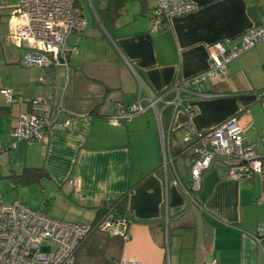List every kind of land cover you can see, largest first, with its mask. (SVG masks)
Instances as JSON below:
<instances>
[{
	"label": "crops",
	"instance_id": "crops-1",
	"mask_svg": "<svg viewBox=\"0 0 264 264\" xmlns=\"http://www.w3.org/2000/svg\"><path fill=\"white\" fill-rule=\"evenodd\" d=\"M19 1L0 0V80L7 77L9 87L24 99L54 95L66 113L58 121L68 114L72 121L68 128L51 130L46 142H14L11 134L18 116L31 108L8 105L0 93L1 138L9 141L0 148L15 144L13 149H21L26 158L23 165L18 159L22 170L10 173L42 169L47 177L35 184L45 180L69 195L76 207L66 206V211L90 224L96 207L129 193L122 262L264 264V239L261 243L258 237L264 206L256 202L264 196V178L230 180L229 162L218 160L193 193L190 152L175 155L188 147L178 138L185 135L186 124L204 132L238 116L245 143L254 144L264 157V43L232 60L223 81L203 87L212 97L184 96L191 116L178 111L173 120L164 119L166 161L150 111L126 122L111 120L117 103L130 107L145 98L147 89L171 99L176 78L208 70L213 45L233 47L264 15V0H186L195 10L166 20L156 31L150 21L155 0H126L109 28L97 16L106 0H84L83 28L66 40L77 53L68 56V69L45 71L21 66L26 46L10 35V17ZM42 76L49 79L46 85L39 83ZM73 179L79 182L76 192L69 184ZM51 201L31 209L41 207L49 215Z\"/></svg>",
	"mask_w": 264,
	"mask_h": 264
},
{
	"label": "built area",
	"instance_id": "built-area-1",
	"mask_svg": "<svg viewBox=\"0 0 264 264\" xmlns=\"http://www.w3.org/2000/svg\"><path fill=\"white\" fill-rule=\"evenodd\" d=\"M155 3L150 17L152 30L155 31L166 20L195 10V6L186 0H155ZM10 23L11 37L26 46L20 61L22 67L43 71L59 67L68 69V56L76 54L77 49L66 46L67 37L80 33L83 28L82 11L73 0H20L10 17ZM260 43H264V17L254 28L241 35L233 47L221 43L213 45L215 55L211 58L210 68L188 79L176 78L169 91L171 99L165 95L156 96L147 89L145 98L139 97L130 107L117 103L111 120L126 122L150 111L156 120L166 161V110L171 109V120L178 111L191 116V108L184 104V96L193 94L199 99L212 97L203 87L223 81L227 65ZM48 82L46 76L39 79L40 84L46 85ZM0 93L8 105L19 103L31 108L18 116L11 134L16 140L46 142L51 130L68 128L71 124L72 115L69 114L62 123L58 121L66 113L62 103L55 101L54 95L49 94L42 99H24L11 89H2ZM184 130V141L191 156L190 192L199 190L202 176L218 160L229 162L230 169L226 177L230 180L264 178V160L248 161L260 156L254 144L245 143L238 116L208 131H196L189 124L184 126ZM14 147L15 144L1 148L0 155ZM69 184L75 192L79 190L77 180H69ZM256 202L264 206V196ZM99 228L110 237H119L124 241L128 238V221L125 218H108ZM90 231V224L55 220L45 212L31 209L17 200L10 203L0 200V264H75V252ZM259 236L261 242L264 239V224L258 229ZM122 263L141 264L138 261Z\"/></svg>",
	"mask_w": 264,
	"mask_h": 264
},
{
	"label": "trees",
	"instance_id": "trees-1",
	"mask_svg": "<svg viewBox=\"0 0 264 264\" xmlns=\"http://www.w3.org/2000/svg\"><path fill=\"white\" fill-rule=\"evenodd\" d=\"M73 1L75 6L81 9L84 0ZM126 2V0H106L105 8L97 11L100 23L105 28L113 27ZM262 17L264 15H261V18L259 17L258 23ZM261 95L264 96V91L261 92ZM170 116L171 109H167L165 112V120L170 118ZM186 149L187 147L177 150L175 155H181ZM43 176L47 177L40 168H26L20 175L11 174L8 178L15 185L14 188H17L19 185L38 183ZM128 194L118 198L111 204L103 203L95 208V217L90 224L91 231L83 239L75 252V264H87V260L92 261L93 264H123L120 259V252L125 241L119 237H110L100 230L99 225L108 218L112 220L125 218L128 221ZM39 210L45 212L41 207H39Z\"/></svg>",
	"mask_w": 264,
	"mask_h": 264
},
{
	"label": "rangeland",
	"instance_id": "rangeland-1",
	"mask_svg": "<svg viewBox=\"0 0 264 264\" xmlns=\"http://www.w3.org/2000/svg\"><path fill=\"white\" fill-rule=\"evenodd\" d=\"M25 68V67H23ZM26 69V68H25ZM21 75H19L20 77ZM13 78L16 79V74L13 75ZM0 82L2 83L1 89H11L9 87V79L7 77H3ZM12 90V89H11ZM13 91V90H12ZM4 99V98H3ZM3 99L0 97V104L4 105ZM26 99V98H25ZM2 132H0V146L3 144H8L9 141H5L4 137H2ZM184 134L178 135V138H180V144L181 146H185L184 141ZM14 142L24 141L25 140H16L14 137H11ZM1 149V148H0ZM19 155V156H18ZM0 158V200L6 203H10L14 200H17L19 202H22L26 204L30 208H36L38 205L43 204L45 201H51V208L49 212V217L64 221V222H75L80 224H90L86 223L87 221L84 219L77 220L76 214L72 215L69 214L66 209V206H74V200L69 195L64 194L62 191H58L57 188L49 183L48 181H43L41 185L35 184V185H29V186H19L17 188H14L15 185L13 182L8 178V175H10V170H22L23 167H18V163L20 159V164H24L25 153L23 154V151L19 148L12 149V152L10 153H4L1 155ZM16 162V164H14ZM68 203V204H65ZM76 207V206H74ZM75 209V208H74ZM76 211V210H75ZM68 213V214H67ZM63 215V216H62Z\"/></svg>",
	"mask_w": 264,
	"mask_h": 264
},
{
	"label": "water",
	"instance_id": "water-1",
	"mask_svg": "<svg viewBox=\"0 0 264 264\" xmlns=\"http://www.w3.org/2000/svg\"><path fill=\"white\" fill-rule=\"evenodd\" d=\"M255 160L261 161V160H264V157H257V158L250 159L248 161L250 162V161H255Z\"/></svg>",
	"mask_w": 264,
	"mask_h": 264
}]
</instances>
